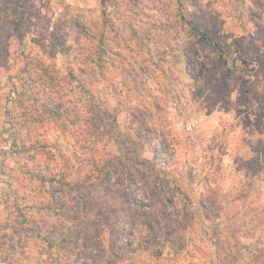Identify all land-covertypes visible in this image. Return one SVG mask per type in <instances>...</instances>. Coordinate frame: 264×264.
Returning <instances> with one entry per match:
<instances>
[{
    "label": "rangeland",
    "instance_id": "374dc122",
    "mask_svg": "<svg viewBox=\"0 0 264 264\" xmlns=\"http://www.w3.org/2000/svg\"><path fill=\"white\" fill-rule=\"evenodd\" d=\"M0 264H264V0H0Z\"/></svg>",
    "mask_w": 264,
    "mask_h": 264
},
{
    "label": "trees",
    "instance_id": "16d2710c",
    "mask_svg": "<svg viewBox=\"0 0 264 264\" xmlns=\"http://www.w3.org/2000/svg\"><path fill=\"white\" fill-rule=\"evenodd\" d=\"M187 23L190 24L189 21ZM191 27H192L193 31L196 34L200 35L202 38H206L208 40H212L206 33L201 32L198 29V27H196V26H191ZM82 89H86L85 91H86V94H87V98L89 99V102H87V104H88V115H89L90 119L92 121H94L97 118V116H98V112L96 111L98 106H97V101L95 99V94H94V92L91 89H87L84 86H82ZM53 102L54 101H52L50 103L46 102L45 103L46 107H51L52 105H56V102L55 103H53ZM102 111L104 112V115H106L108 117V119H110L111 117H115L110 112V110L108 109L107 106H106V108L102 109ZM103 118L104 117H102V119ZM31 121H32V118L29 120L25 116H23V117L22 116H20V117L11 116V117H9V119L7 121L8 126L5 129H6V131H8L10 133L9 137L13 141L12 142L13 145H18V140H20V138H21L20 130H18L20 128H18V127L19 126L20 127H24L26 124H28ZM95 122H96V120H95ZM98 129L100 130V128L95 126V130L97 131ZM164 150L165 149H161V151H164ZM161 154H162V152H159L158 156H160ZM43 176L44 177L42 179L46 182L47 181V174H43Z\"/></svg>",
    "mask_w": 264,
    "mask_h": 264
}]
</instances>
